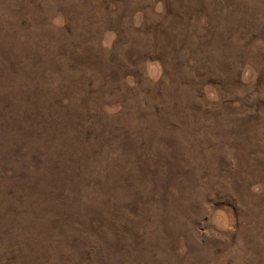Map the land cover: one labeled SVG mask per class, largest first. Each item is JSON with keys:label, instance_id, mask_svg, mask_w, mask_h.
Segmentation results:
<instances>
[{"label": "rangeland", "instance_id": "374dc122", "mask_svg": "<svg viewBox=\"0 0 264 264\" xmlns=\"http://www.w3.org/2000/svg\"><path fill=\"white\" fill-rule=\"evenodd\" d=\"M263 259L264 0H0V264Z\"/></svg>", "mask_w": 264, "mask_h": 264}, {"label": "bare ground", "instance_id": "6f19581e", "mask_svg": "<svg viewBox=\"0 0 264 264\" xmlns=\"http://www.w3.org/2000/svg\"><path fill=\"white\" fill-rule=\"evenodd\" d=\"M62 5V4H61ZM91 5V4H90ZM126 6V5H125ZM58 8V7H57ZM114 25V24H113ZM176 50V49H175ZM164 61V60H163ZM168 61V60H167ZM245 150V149H244ZM261 163V162H260ZM263 163V162H262ZM264 260V259H263Z\"/></svg>", "mask_w": 264, "mask_h": 264}]
</instances>
